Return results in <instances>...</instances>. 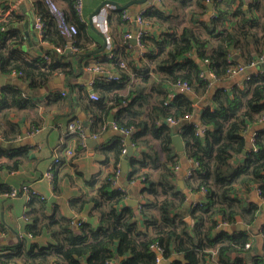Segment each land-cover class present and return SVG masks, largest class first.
I'll return each instance as SVG.
<instances>
[{
	"label": "trees",
	"instance_id": "trees-1",
	"mask_svg": "<svg viewBox=\"0 0 264 264\" xmlns=\"http://www.w3.org/2000/svg\"><path fill=\"white\" fill-rule=\"evenodd\" d=\"M55 1L61 3L66 20L77 27L78 33L70 52L65 49L63 54L57 53L54 47L65 48L69 40L61 34L47 1L35 0L36 15L45 24L42 42L50 59L43 55L31 59L27 56L21 32L10 28L21 19L15 11L0 20V73L16 76L11 77L12 84L1 87L0 115L8 108L23 107L31 102L29 89H44L50 80L61 74L74 75L76 60L92 51L89 24L76 11V0ZM169 1L172 13L154 5L141 14L144 24L165 23L167 29L159 40L152 38L145 28L142 30L139 41V48L145 49L141 52L142 65L132 70L143 79L153 70L165 72V79L173 85L187 82L193 93L209 96L211 103L217 106L212 109L207 104L197 124L186 122L187 116L196 110L190 93L184 90L171 101L165 97L151 111L153 135L167 154L160 172L155 178L151 177L141 170L147 161L142 165L134 158L129 160L127 179L129 183L141 185L138 205L129 204V189L116 184L126 148L125 135L118 133L112 145L102 147L107 159H114V169L92 193L71 200L75 211L89 209L90 213L98 215V225L81 221L76 232L71 218L58 212L48 213L47 198L31 195L28 205L32 210L37 206L40 215L31 216L28 233L37 236L47 231L53 242L29 248L19 244L9 253H0V264H158L154 244L159 245L162 256L170 264H264V245L261 252L247 247L254 236L249 231H257L255 222L261 204L249 203L246 199L251 188L256 187L264 201V127L253 135V147H249L246 136L251 125L264 120V68L256 67L242 85L232 88L218 85L231 77L232 69L243 63L248 65L243 57L241 32L248 28L264 32V0H216L215 13L208 20L203 19L208 11L207 0ZM158 2L166 6L165 0ZM124 13V10H114L109 15L111 27L126 22ZM120 46L131 49L126 35ZM117 49L111 45L107 57L120 79L101 76L92 85L93 90L100 89L101 94L98 100L93 99L91 133L96 132L95 126L106 125L112 114L117 129L128 130L131 142L135 143L149 127L139 118L136 108L140 95L128 90L126 85L130 64L120 55V48ZM121 61L126 63L125 67L120 65ZM95 67L102 70L101 65ZM63 96L57 92L51 94L54 100ZM169 118L180 121L184 152L177 151L173 143L174 127L168 123ZM2 129L0 125L3 141L14 140ZM84 148L77 143L74 157ZM29 151L27 146H21L10 153L0 146V155L10 158L0 163V170L19 169ZM183 154L193 161L190 175L182 178L185 189L178 183ZM61 163L62 159L58 164ZM53 178L56 182L54 173ZM55 190H58L57 185ZM188 190L200 194V198L184 210ZM10 191L9 186L0 184V193ZM239 222L248 225L250 230L232 231L220 227L221 223L235 225ZM3 231L5 227L0 224V232ZM257 232L264 239V223Z\"/></svg>",
	"mask_w": 264,
	"mask_h": 264
},
{
	"label": "crops",
	"instance_id": "crops-1",
	"mask_svg": "<svg viewBox=\"0 0 264 264\" xmlns=\"http://www.w3.org/2000/svg\"><path fill=\"white\" fill-rule=\"evenodd\" d=\"M26 1L25 9V7L21 6L20 0H0V15L4 10H9L14 7V11L21 16V19L16 21L11 28L21 32L24 39L23 49L31 59L39 55H44L45 46L41 40L36 43V37H33V34L35 35V27H29L30 39L27 38L26 33L28 30L23 27V25L28 17V12L32 11L35 18L36 11L35 0ZM103 1L105 0H83L84 6L81 17L89 24L92 38L90 48L92 51L83 54L90 55L85 56L82 60H80L81 57L76 60L75 74L72 76H67L65 74L56 76L46 84L44 89L38 91L29 89L28 94L31 97V102L25 104L23 107L8 108L0 115V125H2L4 131L7 132V136L14 139L9 142L23 143L24 145H19V147L27 146L30 150L27 160L24 161L19 169L0 170V184H5L11 189H20L23 185H30L36 189L40 195H43L49 200L50 204L48 206V213L52 214L53 212H58V214L60 213L71 218L76 232L79 231V224L81 221H91L92 224L98 225L99 216L90 213L89 209L83 212L75 211L71 206V200L80 198L83 194L92 193L93 190L101 184L105 175L114 169V159H107L106 154L102 152V147L112 145L118 133L124 134L122 131H119L117 127H114L115 121L113 122V125L109 121L111 114L108 117L106 125L101 128L95 126L96 132L94 133L97 134V137H91L93 134L91 133V123L93 122L95 101L89 96V94L91 92H95L98 95L99 93L101 94V90H93L92 85L96 79L101 76L107 78L110 75L115 74L117 70L107 57V54L111 52V45H113L115 49H117V47L118 49L120 48V55L130 64L128 72H126L128 76L126 85L128 90L140 95L136 108L139 113V118L146 122L149 127L148 131L139 137L135 143L131 142V145L135 150L130 158H134L137 163H141L142 165L147 161V164L144 165L145 167L141 168V170L149 174L151 177L155 178L158 175L162 164L167 159V154L164 151L160 140L157 139L152 132V108L158 106L165 97L167 101H171L170 99L175 98L178 93L184 91L181 87H177L167 81L165 79L167 77L165 72L153 70L149 73V77L146 79L136 75L135 70H132V68H140L142 65L141 52L145 51L144 48H139V43L133 44L129 40L130 45L132 46L131 49L122 48L121 46L119 47L125 35H133L136 31L139 33V31L144 28L149 31L152 38L159 40L162 34L166 31L167 24H142L136 20V17L141 13H145L149 7L154 5H158L160 9L165 12L172 13L173 8L170 5V1L165 0L166 6H164L158 2V0H150L151 5L146 9H142V7L147 3H135L124 10L131 16V20L126 21L123 25L116 24L112 27L108 22V17L117 9L113 5H106L101 13L94 17V26H92L89 23V17ZM116 1L120 4H125L130 0ZM208 2H213V0H207L205 1V4L208 5ZM59 5L62 6L61 3ZM214 13L215 3H213V9L211 12L208 7V11L206 15L203 16V19L208 20ZM105 43L108 44L106 50H101L105 48ZM241 43L243 57L248 64L264 57V32L262 30L258 28H248L243 30L241 32ZM97 65L102 66L100 72L93 70L88 71L86 69L87 66L95 67ZM250 70V73H253L256 68H251ZM4 77L14 82L13 78L16 76L11 75L13 78L7 76ZM244 79V74H238L228 78L224 83L218 85L232 88L235 85H242ZM2 86L3 85L0 84V87ZM215 87L211 89L212 93L215 91ZM53 92H57L64 96L60 100H54L53 97H51ZM86 92L88 93L87 95H85ZM188 93L191 94L192 98L193 96L198 97L199 101L195 102L196 110L186 122H195L199 124L201 110L207 104L210 105L212 109L217 105L211 103L209 96L200 97L193 92ZM72 120H77L83 125L87 135L90 136L88 139H92L90 145L87 142V147L80 149L81 152L77 155L78 157H73L72 159H67L62 152L59 151L62 163L54 164L56 150L59 149V145L65 141L66 129L69 122ZM86 122L87 124H85ZM173 127V136L177 133L180 134V125H174ZM175 127H179L178 132ZM263 127L264 120L249 127L246 136L250 143V147H253V135L258 129ZM3 129L1 130L2 132ZM124 135L126 137V147L128 148L129 143L127 142V136H131V134ZM182 142L184 144L183 139ZM7 149L10 153L13 150L11 148ZM123 157H125V154ZM123 160L124 158L120 164L121 173ZM8 161H10L8 156L0 155V163ZM192 167L193 161L188 158L186 154H183L178 174L180 176L179 181H183L185 188H187V186L182 178L188 175ZM51 169H53V171ZM51 171L52 177H49L48 173ZM53 173L56 182H54ZM126 182L131 188L125 187ZM55 185H57L58 190H55ZM119 185L129 189L131 193L130 197L137 196L138 203L140 202L139 193L141 185L137 183H129L127 174L125 177H122L120 174ZM188 195L187 202L192 201L194 203L200 198V194L193 193L189 190ZM193 196L195 197L194 199ZM246 199L249 203L258 202L259 204H262L264 202L261 200L259 191L256 187L251 188L246 195ZM29 200L30 199L22 193L16 197L8 196L7 193H0V221L5 227V231H3L4 236L0 238L1 254L11 252L10 249L19 246V244L29 248L34 244L44 247L53 242L51 234L47 231H43L37 236H29L28 227L31 223V216L35 213L40 215L37 206H35L33 210L29 207ZM192 202L190 206L193 204ZM26 216H28L29 219H26ZM75 219L78 220L74 221ZM188 220L191 221L190 219ZM263 223L264 211L261 205L260 212L255 222V229L258 231V227ZM222 225L220 227L226 229H228L227 227L232 226L228 224H224L225 226ZM257 231H249L251 236L254 235L252 236L251 246L258 252H261L264 245V239ZM159 264L164 263L160 262Z\"/></svg>",
	"mask_w": 264,
	"mask_h": 264
},
{
	"label": "built area",
	"instance_id": "built-area-1",
	"mask_svg": "<svg viewBox=\"0 0 264 264\" xmlns=\"http://www.w3.org/2000/svg\"><path fill=\"white\" fill-rule=\"evenodd\" d=\"M46 1H47L48 5L50 7L51 12L54 14V16L57 19L58 27L60 29L61 34L64 35L69 40V45H67L65 48L59 47V46H55L54 47L55 51L57 53L63 54L65 49L67 50L69 48L71 50L72 42H73L74 36L78 33V29H77V27L75 25L69 23L66 20V15H65L64 10L61 8V6L55 0H46ZM83 6H84L83 0H76L75 1V9H76V11L78 12V14L80 16H82V14H83ZM14 10H15L14 7H12V9H9V10H4L3 13L0 15V20L5 19L6 16H8ZM141 14H139L136 17V20L139 23L144 24V20H143V17L141 16ZM124 19L126 21H130L131 20V16L127 13V11H125V13H124ZM34 27L38 31L39 38L42 41V37H43L44 31H45V24H44L43 20L41 19V17H39L38 15H36L35 18H34ZM142 30H144V29H141L139 31V33H137L138 43L140 41V37H141L142 32H143ZM131 36H132L131 34H127L126 35V37L128 39ZM43 56L46 59H50V57L47 54H45V53H44ZM263 63H264V57H261L260 59H258L257 61H255L253 63H250L248 65L244 64L241 67H236V68L232 69V72H231L230 76L232 77V76H236L238 74H244L245 78H249L251 73L247 74L246 71L247 70L251 71L250 70L251 68H256V67L262 65ZM120 65L122 67H125L126 63L121 61ZM86 69L88 71H92V70L96 71V72H100L101 71L100 67L87 66ZM110 77H111L112 80H119L120 79V75L119 74H113V75H110ZM176 86L177 87H181L182 89H184L187 92H193L191 87H190V85L187 82H178V83H176ZM0 90H1V87H0ZM90 96L94 100H98L99 99V95L97 93H95V92H91ZM190 117L191 116H187V119H190ZM168 123L171 126H174V125L178 126L180 121L179 120H175L173 118H169L168 119ZM114 127L116 128L117 126L114 125ZM122 132L124 134H129L128 130H122ZM89 137L90 136L87 135L86 130L84 129L83 125L79 121H77V120L70 121L68 126H67V129H66V139H65V141L63 143H61L59 145V149L56 150L55 157H54V164H58V163L61 162L62 158H61V156L59 154V151H61L62 154L67 159H72L74 157L75 153H76V148L75 147H76L77 143L82 144L83 147H87V140H88ZM91 137L96 138L97 134L93 133L91 135ZM0 139H2V140L4 139V137H3V135L1 133H0ZM123 152L126 155L127 147L124 148ZM190 173L191 172H189L188 175H190ZM120 174H121V169H118V177H117V182H116L117 185L119 184ZM48 176L52 177V171L48 173ZM20 193L25 194L28 198H30L31 195H40L38 193V191L36 189H34L33 187H31L30 185H23L20 189L12 188L10 193L8 194V196L16 197ZM40 196H42L44 198L43 195H40ZM26 219H29V218L26 217ZM0 224H1V221H0ZM222 224L224 225V224H227V223H221L220 225H222ZM3 236H4V233L0 232V238H2ZM29 236H32V235L29 233ZM250 246H251V242L247 244V247H250ZM153 248L158 252V255H159L158 256L159 257L158 258V264H159L160 262L165 260L164 257L162 256V250H161V248L159 247L158 244H154ZM108 264H113V262H108Z\"/></svg>",
	"mask_w": 264,
	"mask_h": 264
},
{
	"label": "water",
	"instance_id": "water-1",
	"mask_svg": "<svg viewBox=\"0 0 264 264\" xmlns=\"http://www.w3.org/2000/svg\"><path fill=\"white\" fill-rule=\"evenodd\" d=\"M15 1H19V0H15ZM214 1H216V0H213V2H208V5H207V6L209 7L210 12H211L212 9H213V3H214ZM26 2H27L26 0H20V4H21V6L25 7V9H26ZM135 3H136V4L147 3L146 5H144V6L142 7V9H146V8H148V7L151 5L150 0H149V1H148V0H130V1H128V2L125 3V4H120V3H119L118 1H116V0H105V1H103V2L97 7V9H96L93 13H91V15H90V17H89V23H90L92 26H94V17H95V16H98V15L101 13L102 9H103L106 5H113L117 10H125V9L129 8L130 6H132V5L135 4ZM27 16H28V17L26 18L23 27H25V28L28 30L30 26L34 27V14H33L32 11H29ZM17 26H18V25H17ZM11 27H13V26H11ZM11 27H10V28H11ZM34 29H35V28H34ZM26 35H27V38L30 39L29 30L27 31ZM35 35H36V36H35ZM35 35L33 34V37H34V38L36 37V43H37V42L40 40V38H39V33H38V31H37L36 29H35ZM129 40H130L133 44H137V43H138L137 31H136V32H135V33L129 38ZM107 45H108V44L105 43V44H104L105 48H104V49H101V50H106ZM66 52H70V49L68 48V49L66 50ZM88 55H90V54L82 55L80 60H82L85 56H88ZM79 62H80V61H79ZM262 67L264 68V63L262 64ZM204 69L206 70V69H207V66H204ZM246 73L249 74L250 71L247 70ZM12 82H13L12 80H10V79H6V78H5L4 76H2L1 73H0V84H1V85L12 84ZM193 100H194V102H198V101H199V98L193 96ZM109 121H110L111 124L113 125V122H114V116H113V115H111V116L109 117ZM85 124H87V122H86ZM175 128H176V131L178 132V131H179V127H175ZM130 138H131L130 135L127 136V142L129 143V145H128V148H127V153H126V155H125V157H124V160H123V163H122V173H121L122 177H125L126 174H127V172H128V170H129L128 160L130 159V157L132 156V154H133V152H134V150H135V148L131 145V141H130L131 139H130ZM91 140H92V139H88V141H87V142L89 143V145H90ZM172 140H173V143H174V145H175L177 151H179V152H183V151H184V144H183V142H182V137H181V135H180L179 133H177L176 135H174V136L172 137ZM19 145H24V144H23V143H20V142H5V141H3L2 139H0V146L5 147V148H11V149H14V148L19 147ZM249 147H250V143H249ZM179 184H180V186H181L182 189L185 188V185H184V183H183L182 180L179 181ZM125 187H129V188H131L130 185H129L127 182L125 183ZM194 198H195V197L193 196V199H194ZM191 202H192V201L187 202V204L185 205V207H184L183 209H184V210L187 209V208L190 206ZM128 203H129V204H132V205H137V204H138L137 196H134V197H132V198L130 197V198L128 199ZM192 203H193V202H192ZM261 205H262V209H263V211H264V202H263ZM77 220H78V219H75L74 221H77ZM222 226H225V225H222ZM227 228H228V230H232V231H234V230H245V231L249 230V227H248L247 225H245L244 223H237V224L232 225V226H229V227H227ZM162 263H164V264H170V261H165V260H163Z\"/></svg>",
	"mask_w": 264,
	"mask_h": 264
}]
</instances>
